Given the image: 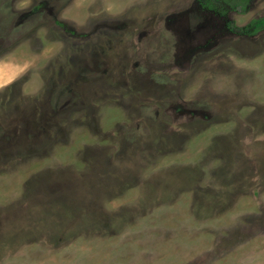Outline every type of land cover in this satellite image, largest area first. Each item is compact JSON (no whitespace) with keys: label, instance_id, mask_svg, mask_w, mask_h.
Listing matches in <instances>:
<instances>
[{"label":"rangeland","instance_id":"1","mask_svg":"<svg viewBox=\"0 0 264 264\" xmlns=\"http://www.w3.org/2000/svg\"><path fill=\"white\" fill-rule=\"evenodd\" d=\"M264 0H0V264H264Z\"/></svg>","mask_w":264,"mask_h":264},{"label":"trees","instance_id":"2","mask_svg":"<svg viewBox=\"0 0 264 264\" xmlns=\"http://www.w3.org/2000/svg\"><path fill=\"white\" fill-rule=\"evenodd\" d=\"M251 22L254 25V31H259L261 28L264 27V17L253 19Z\"/></svg>","mask_w":264,"mask_h":264}]
</instances>
